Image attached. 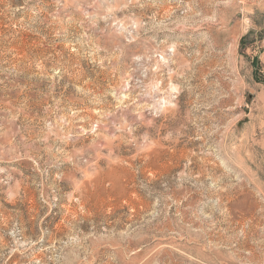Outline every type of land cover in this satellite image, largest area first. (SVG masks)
I'll use <instances>...</instances> for the list:
<instances>
[{
    "label": "rangeland",
    "instance_id": "obj_1",
    "mask_svg": "<svg viewBox=\"0 0 264 264\" xmlns=\"http://www.w3.org/2000/svg\"><path fill=\"white\" fill-rule=\"evenodd\" d=\"M0 264H264V0H0Z\"/></svg>",
    "mask_w": 264,
    "mask_h": 264
}]
</instances>
